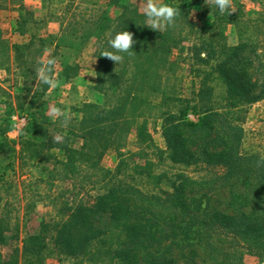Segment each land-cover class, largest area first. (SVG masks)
Wrapping results in <instances>:
<instances>
[{
  "label": "trees",
  "instance_id": "trees-1",
  "mask_svg": "<svg viewBox=\"0 0 264 264\" xmlns=\"http://www.w3.org/2000/svg\"><path fill=\"white\" fill-rule=\"evenodd\" d=\"M5 1L0 0V10ZM119 1H111L120 10L116 17L103 10L91 21L94 27L85 22L79 34L73 30L78 42L55 45L79 49L96 37V86L104 94L103 104L84 102L53 120L42 99L48 88L40 85L20 109L27 121L17 139L8 137L13 107L0 113L1 187L16 165L30 162L50 188L56 180L80 179L89 197L65 201L56 219L42 220L32 229L27 227L26 206L23 231L19 217H10L1 207L0 246L8 249L6 254L0 251V264H47L52 253L73 264H177L169 253L176 238L194 239L218 264H246L247 252L264 264V158L241 152L245 107L264 98V60L249 42L227 43L220 24L236 22L239 15L220 14L214 3L211 23L199 25L192 16L200 0H162L179 15L174 27L160 32L141 25V10ZM26 22H19L21 33ZM184 24L200 33L192 48L199 87L190 96L169 82L176 69L171 56L185 38L177 27ZM119 30L131 32L136 41L120 64L100 56L111 50L107 40ZM36 40L46 42L45 37H32L10 44L0 28V68L13 62L22 76L35 81L34 69L41 62L35 56L42 51ZM64 67L60 74L69 76L71 66L65 62ZM65 116L67 127H61ZM150 118L161 121L164 148L155 142ZM132 132L136 149L120 152L115 168H105V153L120 149ZM52 136L62 139L53 143ZM168 164L221 170L205 183L230 186L232 212L204 209L195 214L187 198L193 178L183 172L170 176Z\"/></svg>",
  "mask_w": 264,
  "mask_h": 264
},
{
  "label": "rangeland",
  "instance_id": "rangeland-1",
  "mask_svg": "<svg viewBox=\"0 0 264 264\" xmlns=\"http://www.w3.org/2000/svg\"><path fill=\"white\" fill-rule=\"evenodd\" d=\"M112 0H6L5 8L0 10V28L5 39L10 43H26L32 37H45L46 42L41 44L36 40V46L42 51L37 53L35 61H46L49 58L56 59L55 79L56 87L46 90L42 99L47 101L48 112L50 107H57L62 115L71 114L74 107L81 106L84 102L103 104L104 94L97 86V63L94 57L96 37L79 49L61 45L56 49L57 42L61 44L75 40L82 24L96 20L103 10L114 18L120 12L119 7H111ZM178 1V0H173ZM162 2V0H158ZM119 3L129 4L142 11L140 0H120ZM200 0L195 4L196 12L193 20L199 24H210L214 15L212 12L213 0ZM232 12L237 16L236 22H223L220 28L226 36L229 44L239 41L249 42L264 60V5L260 0H231ZM27 18L25 33L17 30L19 22ZM87 24V23H85ZM90 27L93 23H88ZM94 27V26H93ZM239 28L242 31L239 34ZM77 34H72L73 30ZM185 37L181 45L176 48L171 56L176 61L174 74L169 78L177 91L183 96H190L199 87V80L192 69L195 60L192 48L199 40V32L184 24L177 27ZM58 36L61 40L53 39ZM52 37V38H51ZM65 62L71 66L70 75L62 76ZM78 66V69H75ZM77 73L73 75L74 71ZM22 70L15 63L8 69L0 68V113L13 107V129L8 132V137L17 139L20 129L26 124L27 118L21 107L28 103L32 94L41 89L36 86L37 81L30 82L22 76ZM36 86V87H35ZM29 88V89H28ZM35 88V89H34ZM36 100V99H35ZM61 115V116H62ZM193 118V115H189ZM161 121L157 118L149 119V127L153 133L155 142L162 148L165 147V139L161 130ZM244 131L241 152L244 155H254L264 158V98L250 103L245 107V118L242 121ZM137 147L134 132L130 133L126 142L120 149L110 148L102 159L105 168L114 169L119 161V153H127ZM170 176L183 172L193 178L187 188V198L191 203L193 212L202 213L204 209L232 212L230 205V186H207L205 181L217 178L221 170L206 166H165ZM9 182L0 186V208H6L9 216L19 217V225L22 230L25 207H28L27 227L36 228L42 220L56 219L60 212L65 210V201L72 204L79 199H87L88 193L80 179L76 182L56 180L52 188L41 180L39 170L30 162L22 167L16 165V170L8 176ZM5 186L10 187L5 190ZM86 187V186H85ZM240 189V187H238ZM94 192V191H90ZM199 206V207H198ZM21 235L22 232H21ZM185 239V238H184ZM170 240L166 241V245ZM193 243V244H191ZM187 244V245H186ZM7 246H0V251L7 253ZM177 264H218L208 257L202 247L194 244V239H177L169 251ZM246 264H259V256L253 253H245ZM18 264H26L20 260ZM47 264H73V261L64 255L52 253L47 258Z\"/></svg>",
  "mask_w": 264,
  "mask_h": 264
},
{
  "label": "clouds",
  "instance_id": "clouds-1",
  "mask_svg": "<svg viewBox=\"0 0 264 264\" xmlns=\"http://www.w3.org/2000/svg\"><path fill=\"white\" fill-rule=\"evenodd\" d=\"M215 7L220 14L232 11L231 0H213ZM207 3V0H205ZM142 5V15L144 17L141 25L147 26L153 30H159L161 32L164 28H172L175 26L176 18L179 15V11L171 4L160 3L158 0H140ZM136 43L133 39V34L126 30L115 31L108 40L107 46L111 50H102L100 56L107 57L120 64L125 55H131L133 51V45ZM56 59L49 58L46 61H41L40 65L34 69L36 86L46 85L48 90L56 87L55 68ZM35 86V87H36ZM35 89V88H34ZM49 112L53 120L62 115L61 110L57 107H50ZM61 127H67V117L65 116L60 121ZM53 143L62 139L61 136H52Z\"/></svg>",
  "mask_w": 264,
  "mask_h": 264
}]
</instances>
